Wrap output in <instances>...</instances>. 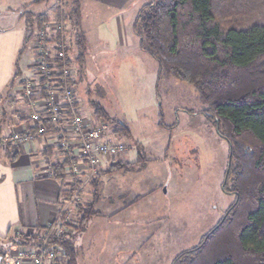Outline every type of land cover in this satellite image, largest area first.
Returning a JSON list of instances; mask_svg holds the SVG:
<instances>
[{
	"label": "rangeland",
	"instance_id": "rangeland-1",
	"mask_svg": "<svg viewBox=\"0 0 264 264\" xmlns=\"http://www.w3.org/2000/svg\"><path fill=\"white\" fill-rule=\"evenodd\" d=\"M136 1L141 9L149 0ZM3 5L0 8V27L12 29L14 22L10 17L13 15L8 12L13 10L6 8L7 3L3 2ZM62 7L64 15L68 14L69 7L62 4V0H49L45 4L25 9L37 15L47 11L49 21H63L67 33L73 36L72 26L66 17L59 19L57 16ZM102 8L97 13L94 11V15L87 13L84 22V28H88V48L85 68L82 66L81 71H78V64H74L77 99L86 116L94 118L89 103L96 102L112 117L122 116V120L131 121L135 129L134 139L119 140L127 147L122 161L134 163V166L129 171L101 177L100 202L96 206L99 214L95 216L97 219L93 224L89 223L84 231L73 233L74 238L77 237L76 241L79 238V262L172 264L182 252L197 246L234 202L233 196L222 191L228 146L209 127L204 116L199 114L203 105L196 90L175 78H160L158 66L151 57L142 52L137 56L130 49L120 47L116 20L122 19L123 13L111 16L105 7ZM20 12L15 11L17 17L13 19H21L25 39L29 30L25 18L21 16L22 10ZM132 19L133 10L125 13L126 23L123 22L122 29L129 28ZM49 21L40 26L35 21L33 31L45 29ZM32 33L28 37L27 47L32 45ZM5 38L0 37L1 40ZM71 54L74 59L75 50ZM28 56L29 51L25 49L19 54L22 66ZM144 60L149 64L146 65ZM160 106L165 124L170 127L166 130L158 126ZM12 111L15 114L16 108L6 113L4 121L12 120L9 117ZM176 124L175 128H171ZM110 130L112 132L111 127ZM129 150H133L132 157L127 153ZM139 160L142 162L137 163ZM152 185L159 186L148 196L146 187ZM86 186L92 191L90 196L84 197L86 201L82 205H87L92 198L93 188L90 183ZM136 196L144 198L131 204L128 200ZM125 206L128 209L117 213L116 218L111 220L110 215ZM75 212L77 216L74 213V221L82 214L77 208ZM119 228L132 234L129 242L122 246L115 240L114 232ZM12 236L15 234L0 239L1 249L6 248L8 238ZM136 239H144L142 249L136 247L139 243ZM123 246L125 250H121Z\"/></svg>",
	"mask_w": 264,
	"mask_h": 264
},
{
	"label": "trees",
	"instance_id": "trees-1",
	"mask_svg": "<svg viewBox=\"0 0 264 264\" xmlns=\"http://www.w3.org/2000/svg\"><path fill=\"white\" fill-rule=\"evenodd\" d=\"M48 1L25 4L21 16L28 30L35 21L42 25L50 17L27 12L25 7ZM69 2L62 0L69 7L68 14L59 8L57 16L66 17L72 26L71 51L75 50L76 56L71 63L82 67L87 39L82 30L81 3ZM133 32L139 38L140 50L156 62L160 78L172 77L196 90L203 105L199 114L228 146L222 191L233 196L234 202L201 242L178 255L172 264H264V0H149L139 10ZM28 37L27 32L20 53ZM15 68L13 83L20 76L18 60ZM89 106L96 119L109 124L117 139L131 138L126 123L111 118L99 103L90 102ZM45 124L49 135L56 133L50 122ZM158 126L170 128L162 106ZM58 152L63 160L50 166L55 178L68 172L72 163L68 154ZM132 166L134 163L115 160L91 180L92 198L87 205L77 207L82 214L75 234L84 231L99 214L96 206L101 177L129 171ZM80 185L75 178L66 197ZM143 198L137 197L133 204ZM8 242L6 248H0L1 260L13 245H31L24 234L12 236ZM55 242L65 249L66 264H80L73 235Z\"/></svg>",
	"mask_w": 264,
	"mask_h": 264
},
{
	"label": "crops",
	"instance_id": "crops-1",
	"mask_svg": "<svg viewBox=\"0 0 264 264\" xmlns=\"http://www.w3.org/2000/svg\"><path fill=\"white\" fill-rule=\"evenodd\" d=\"M33 1L34 0H0V8L4 7L3 2L7 3L6 8L14 11H9L8 13H11L14 17L17 14L15 11L21 13L20 11L24 10L25 4H29ZM80 3L82 11V30L86 35L87 42L88 28H84L85 19L88 17L87 13H93L94 11L97 13L99 9L105 7L106 12L111 16L123 13L122 19L117 18L116 20L117 32L120 37V47L126 50L130 49V51L136 53L137 56L141 55L142 51L139 48V38L133 32V23L140 10V6L136 0H80ZM132 10L134 19H132L130 27H124V29H122L124 26L123 22L126 23L125 13ZM46 13H41V15L47 16L48 14ZM13 17H10L14 22V27L12 29L9 27H0V37H6L5 40L0 39V101L2 104L0 106V239L7 238L16 231L31 232L34 229H43L51 224L57 218L63 201L73 185L74 179H77L76 176L71 175L69 172H64L61 178H55L49 175L51 171L50 166L63 159L56 149L51 152V148L55 144L52 135H46L40 139L36 137V128L29 119L28 101L22 100L21 86L24 85V80L31 75L30 67L33 59V50L31 47L26 46L25 51H29V56L22 66V57L19 59V53L24 43V26H22L21 19L15 20ZM48 17L50 16L48 15ZM17 60L19 61L20 76L13 83ZM144 62L146 65L149 64L147 60H144ZM85 65L86 59L83 65L84 68ZM12 108H16V113L14 114L12 111L9 115L12 120L10 122L7 120L4 121L6 113L11 112ZM103 109L111 118L126 123L131 132L130 139H134L135 129L131 121L122 120L123 117L121 115L119 118L112 117L104 107ZM25 130H29L33 133L34 140L27 142V144L20 149L10 140L16 133L23 135ZM125 140L127 141V139ZM132 152L133 150H129L127 153L132 157ZM134 155L136 156V154ZM109 164L105 165V167L109 166ZM86 185L80 192L82 204L86 201L84 197H86V195L90 196L92 191H89ZM157 186L159 185L146 187V192H148L147 195L149 196L155 192ZM137 197L139 196L135 198L131 197L128 201L133 204ZM117 200L120 201L119 195H117ZM125 209H128V207L125 206L119 209L120 211H114L110 215L111 220L116 218L117 213L119 214ZM74 213L76 214L75 211H73V214ZM96 219L97 218L94 217L90 221V225L93 224ZM114 233H116L115 240L121 243L120 246L129 242L128 240L132 235L131 232L126 233L122 228H119V230ZM76 238L75 236L78 249L79 238L77 239L78 242ZM143 240L144 239H142L141 242L136 239L137 243L139 242V245H136L137 248H143ZM122 248L121 250H125L124 246ZM79 261L81 262L80 256Z\"/></svg>",
	"mask_w": 264,
	"mask_h": 264
},
{
	"label": "built area",
	"instance_id": "built-area-1",
	"mask_svg": "<svg viewBox=\"0 0 264 264\" xmlns=\"http://www.w3.org/2000/svg\"><path fill=\"white\" fill-rule=\"evenodd\" d=\"M67 32L63 21H49L45 29L33 31L31 75L21 86V97L28 101L29 119L38 139L49 135L46 122L57 130L50 134L55 140L53 146L69 155L72 163L68 172L81 180V185L64 199L51 224L31 232H14L15 236L24 234L31 245L11 246L0 264H66L65 249L55 240L73 235L78 220L74 221L73 211L82 205L80 192L105 165L122 160L127 151L108 123L81 111L77 87L72 84L76 82L75 69L71 63L72 38ZM32 140L33 133L25 130L23 135L14 134L10 141L21 149ZM49 175L54 177L52 171Z\"/></svg>",
	"mask_w": 264,
	"mask_h": 264
},
{
	"label": "water",
	"instance_id": "water-1",
	"mask_svg": "<svg viewBox=\"0 0 264 264\" xmlns=\"http://www.w3.org/2000/svg\"><path fill=\"white\" fill-rule=\"evenodd\" d=\"M0 263H1V258H0Z\"/></svg>",
	"mask_w": 264,
	"mask_h": 264
}]
</instances>
